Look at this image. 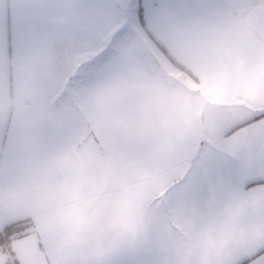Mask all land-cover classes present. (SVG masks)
<instances>
[{"label":"crops","instance_id":"0c3cea01","mask_svg":"<svg viewBox=\"0 0 264 264\" xmlns=\"http://www.w3.org/2000/svg\"><path fill=\"white\" fill-rule=\"evenodd\" d=\"M119 2L0 0V229L27 224L12 263L264 264V0L142 7L202 104L235 121L203 147L201 101L111 41ZM87 65L59 101V74Z\"/></svg>","mask_w":264,"mask_h":264},{"label":"rangeland","instance_id":"374dc122","mask_svg":"<svg viewBox=\"0 0 264 264\" xmlns=\"http://www.w3.org/2000/svg\"><path fill=\"white\" fill-rule=\"evenodd\" d=\"M119 5L121 6V24L119 25V30L116 31V39H111L112 35L107 36V47L106 51L109 48V42L108 40L111 39L116 43V47H118V44H123L124 40L126 43L131 44L135 47L137 52L141 55V58L143 59V62L145 64H148L149 67L155 70V77L159 79L160 81H163L165 83L173 84L176 83V85H179L181 88H183L187 93L192 95L193 97H196L197 100L199 99L201 101L200 106V115H199V126L202 130V147L210 145L208 138L206 137L207 132H215L216 130L223 129L224 127H230L235 123V121H223L224 118V112L215 110V106L212 104H209L208 106H205L202 104V101H204L206 98H204L203 95H199V91L196 90L193 80L191 77L192 74H189V72H183L180 68L173 66L177 64L176 59L173 57L170 59L168 56H163L165 53L162 51L161 43L158 40V38L152 33L150 27L148 26L142 7H146L145 0H119ZM120 39V40H119ZM113 42H111V47L113 45ZM125 46V44L123 45ZM146 47L148 48L149 56L147 57L144 51L146 50ZM96 52V51H95ZM94 51L91 52V56L95 53ZM111 52V51H110ZM146 52V51H145ZM110 56H106L104 59L105 61L101 63H110L108 60L111 58ZM150 54H153L150 56ZM163 58L167 61H163ZM103 59V60H104ZM129 59V58H128ZM174 61V63L172 61ZM92 66V65H90ZM77 66L74 67L72 71L76 69V71L71 72L70 70L67 72H62L59 74V91H62V97L59 99V101H68L69 97H79V94L82 92L79 90V86L86 83L87 81H90L94 74L93 71H89V66L87 65L85 67L86 71L85 73L80 72ZM72 69V68H71ZM91 69H95V67H91ZM81 70V69H80ZM79 71V73L77 72ZM118 74H116L117 76ZM191 75V77H190ZM123 80V79H122ZM111 81H121V78H111ZM126 87V86H125ZM64 88V89H63ZM127 88V87H126ZM140 88V87H139ZM88 91V90H87ZM145 90L142 92L144 93ZM90 95L93 93L95 96V99L97 95L100 93V97H104L101 93L104 91L102 89H99L97 87H94V89H89L88 91ZM110 94V93H109ZM108 95V92L106 91V94ZM143 95V94H142ZM208 102L209 99L207 98ZM101 101V100H100ZM100 105V104H99ZM212 108H214L215 112H212ZM234 114V113H232ZM245 116H249L250 113L243 112ZM251 115H253L251 113ZM235 116V114H234ZM12 254H11V245L5 242L0 243V264H8L6 263L9 261V264L12 263Z\"/></svg>","mask_w":264,"mask_h":264},{"label":"trees","instance_id":"16d2710c","mask_svg":"<svg viewBox=\"0 0 264 264\" xmlns=\"http://www.w3.org/2000/svg\"><path fill=\"white\" fill-rule=\"evenodd\" d=\"M27 226L26 223L13 222L6 224L0 229V243H8L18 237L21 234V231Z\"/></svg>","mask_w":264,"mask_h":264}]
</instances>
